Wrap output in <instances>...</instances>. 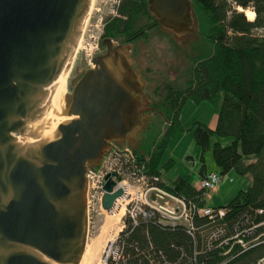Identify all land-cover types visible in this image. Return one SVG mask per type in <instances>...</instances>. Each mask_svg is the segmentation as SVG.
Instances as JSON below:
<instances>
[{"label":"water","instance_id":"water-1","mask_svg":"<svg viewBox=\"0 0 264 264\" xmlns=\"http://www.w3.org/2000/svg\"><path fill=\"white\" fill-rule=\"evenodd\" d=\"M91 4L0 0V264H79L86 174L113 146L131 142L150 110L131 58L110 39L71 96L65 92ZM146 7L177 40L195 35L190 0H147ZM47 116L67 119L51 125ZM114 186L103 187L105 211L122 195Z\"/></svg>","mask_w":264,"mask_h":264},{"label":"trees","instance_id":"trees-1","mask_svg":"<svg viewBox=\"0 0 264 264\" xmlns=\"http://www.w3.org/2000/svg\"><path fill=\"white\" fill-rule=\"evenodd\" d=\"M190 1L205 27L204 37L212 45V53L194 64L184 91H173L168 96L171 103L174 101L171 110H175L173 116L177 121L186 100L196 105L218 104L212 130L203 124H194L192 128L193 140L201 151L198 174L200 178L205 176L203 153L208 150L210 138H229L227 146L219 142L212 145L213 163L222 177L233 172L249 178L250 185L221 206L225 216L216 224L228 236L244 229L250 233L253 225L264 219V0ZM146 3L147 0H120L117 16L106 24L103 39L112 41L124 35L122 43H129L155 27ZM246 11L254 13L253 20L246 18ZM137 16L150 18L152 23L133 31ZM167 134L161 143L172 136ZM161 148L158 146L150 153L145 173L152 179L150 184L180 197L190 206L205 207L207 192L181 178L169 185L161 180ZM209 223L206 218L194 216L195 231L187 233L182 227L160 226L156 216L140 219L136 225L127 220L113 244L117 256H108L105 264H256L264 257V235L246 249L231 240L209 250Z\"/></svg>","mask_w":264,"mask_h":264},{"label":"rangeland","instance_id":"rangeland-1","mask_svg":"<svg viewBox=\"0 0 264 264\" xmlns=\"http://www.w3.org/2000/svg\"><path fill=\"white\" fill-rule=\"evenodd\" d=\"M119 1L92 0L84 25L83 42L90 44L92 48L98 43L99 51L94 53L97 52L100 55L105 51L101 41L103 40L106 24L117 16L116 6ZM195 17L196 33L190 39L177 40L158 26L150 28L142 36L129 43H122L124 35L112 39L115 45H122L131 58L133 70L140 75L144 84L142 93L148 100L150 108L145 113L146 119L142 131L135 134L131 142L114 147L119 151L128 150L133 157V167L145 174L148 171L147 164L150 160V153L154 152L156 147L162 146L163 151L159 166L163 168H160V175L161 180L168 185L177 178H181L193 186L196 185V182L198 183L201 151L193 140L192 128L194 124H203L209 129H213L216 122L218 104L202 102L196 105L190 100L185 101L177 121H175L173 115L176 113H174V109L171 110L172 106H170V104L173 105L174 101L171 103L170 98H168V96H172L173 91L182 92L186 89L194 64L212 53V45L204 37L205 27L200 23L196 12ZM150 23H152L150 18L137 16V23L134 25L133 31L143 29ZM261 33H264V31H261ZM90 67L89 57L85 55V50L82 48L74 55L68 72L67 95L71 96L72 88ZM178 121L179 125L176 126ZM169 128L171 130L168 133ZM166 134L172 136L161 143V139ZM216 142L227 146L231 140L216 136L211 137L208 150L203 153L206 171L218 174L211 155L212 145ZM249 185V178L239 177L233 172H229L216 188L217 192L215 190V193H209L206 196V204L213 207L224 206L239 191L246 190ZM132 203L130 202L129 205ZM93 204L96 212L91 214V225L88 228L87 239L97 234L106 217L105 213L95 205V201ZM123 218L120 219V228ZM120 232H118L110 247H105L100 255L101 258H105V251L108 253L112 251L113 244Z\"/></svg>","mask_w":264,"mask_h":264},{"label":"built area","instance_id":"built-area-1","mask_svg":"<svg viewBox=\"0 0 264 264\" xmlns=\"http://www.w3.org/2000/svg\"><path fill=\"white\" fill-rule=\"evenodd\" d=\"M84 30L85 26L83 27V32L78 42L79 46L77 45L75 54L83 48L85 50V55L89 57V61L91 62V59L96 57L94 55H99L97 53L99 51L98 43L95 44L93 48L90 44L84 43ZM80 45H82L81 48ZM95 51H97V54L94 53ZM132 160L133 157L128 150L119 151L113 146L112 149L102 157L99 165L86 174V214L88 228L91 225V214L96 212L93 204L94 201L95 205L106 213L101 206L102 197L104 195L103 187L107 181H113L115 182V186L112 192L117 189L122 190V195L114 201L115 204L121 200L123 204L122 217L124 218L120 231L125 228L127 220L131 222L132 225H136L137 221L140 219L146 220L156 216L157 223L162 227H182L187 233H191L195 231L192 220L194 216H196L198 218H206L210 222L209 224L211 227H209L210 233L208 235L209 250L213 246L219 248L221 245H227L231 240L239 244L243 249H246L253 246L254 243H257L259 237L264 235V219L254 224L252 232L250 233H247V230L244 229L232 236L226 235L222 226L216 224L217 220H221L225 216V209L208 205L202 208L188 205L180 197H177L163 188L150 184V180H152L151 177L144 174L141 170L135 169ZM223 178L224 176L222 177L217 173L205 174L203 178L198 180L196 188L208 194L213 193ZM153 180L155 182L158 181L157 178H153ZM119 186H121V188ZM125 199L127 201L123 203ZM130 202L133 203L129 205ZM112 211L113 209L111 208L107 213ZM261 229L262 231H260ZM255 230L259 233L257 234ZM110 253L107 252L106 258L108 256L114 258L117 256V250L114 249V247ZM256 264H264V257L258 260Z\"/></svg>","mask_w":264,"mask_h":264},{"label":"bare ground","instance_id":"bare-ground-1","mask_svg":"<svg viewBox=\"0 0 264 264\" xmlns=\"http://www.w3.org/2000/svg\"><path fill=\"white\" fill-rule=\"evenodd\" d=\"M246 18L251 21L254 18V13L251 11L245 12ZM82 44V43H81ZM79 46V45H78ZM82 45H80V48ZM79 48V49H80ZM70 71V70H69ZM68 71V72H69ZM68 72H65V92H66V81L68 77ZM48 120V116L46 117ZM67 118H51L48 120L51 125L60 123ZM121 188V186H119ZM124 194V193H123ZM127 200H123V203ZM113 211L107 213L106 211L105 220L102 225L99 227L97 234L87 239L86 246L82 258L79 264H104L107 256V251H105V258H101L100 255L103 253V250L107 247L108 244L114 241V238L120 231V219L123 215V204L122 201H118L112 207Z\"/></svg>","mask_w":264,"mask_h":264},{"label":"crops","instance_id":"crops-1","mask_svg":"<svg viewBox=\"0 0 264 264\" xmlns=\"http://www.w3.org/2000/svg\"><path fill=\"white\" fill-rule=\"evenodd\" d=\"M211 130H212V129H211ZM208 173H211V172H207V171L205 170V174H208ZM199 179H200V176H199V174H198V180H199ZM198 180H197V181H198ZM196 186H197V182H196V185H195L194 187H196ZM215 192H217V190H216ZM215 192H214V193H215ZM211 207H213V206H211Z\"/></svg>","mask_w":264,"mask_h":264},{"label":"flooded vegetation","instance_id":"flooded-vegetation-1","mask_svg":"<svg viewBox=\"0 0 264 264\" xmlns=\"http://www.w3.org/2000/svg\"><path fill=\"white\" fill-rule=\"evenodd\" d=\"M156 26H158V25H156ZM120 46V45H119ZM122 46V45H121ZM104 53V52H103ZM100 55H102V53L100 54ZM72 90H73V88H72ZM72 90H71V92H72ZM147 104V103H146ZM147 106V105H146ZM148 107V106H147ZM148 109H150L149 107H148ZM116 146V145H115ZM132 155V154H131Z\"/></svg>","mask_w":264,"mask_h":264}]
</instances>
